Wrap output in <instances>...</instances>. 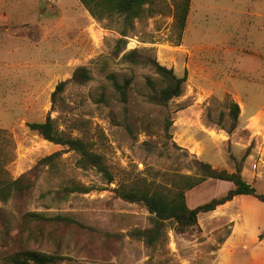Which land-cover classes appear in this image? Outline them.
Masks as SVG:
<instances>
[{
    "label": "rangeland",
    "instance_id": "374dc122",
    "mask_svg": "<svg viewBox=\"0 0 264 264\" xmlns=\"http://www.w3.org/2000/svg\"><path fill=\"white\" fill-rule=\"evenodd\" d=\"M176 1L156 0L155 14L136 21L122 37L118 25L96 21L77 0H0V130L14 145L7 171L16 179L61 152L58 172L44 169L30 196L0 202V230L7 221L15 229L27 212L69 216L91 229L80 233L79 248L62 250L61 264H264V239L258 240L264 229L255 235L253 226L254 216L264 214L241 200L199 215L196 230L169 231L164 248L152 250L128 237L133 229L148 228L150 217L144 207L118 199L114 189L149 182L156 172L192 174L190 156L229 173L241 163L244 180L264 194V0H190L180 40ZM135 49L185 76L181 97L167 108L145 102L146 78L156 80L154 73L121 62ZM78 68L88 71L89 80L69 82L53 99L57 85ZM110 76L120 84L131 81L126 105ZM230 102L240 113L228 134ZM47 117L59 133L82 140L102 157L112 183L77 168L76 154L28 129ZM167 118L173 119L172 142L181 150L159 158L146 143H166ZM71 183L92 191L58 199L55 192ZM231 188L207 180L186 193V203L195 208ZM238 212L252 221L245 234L234 236L231 217ZM106 234L123 237L116 242ZM35 248L54 250L50 244Z\"/></svg>",
    "mask_w": 264,
    "mask_h": 264
},
{
    "label": "trees",
    "instance_id": "16d2710c",
    "mask_svg": "<svg viewBox=\"0 0 264 264\" xmlns=\"http://www.w3.org/2000/svg\"><path fill=\"white\" fill-rule=\"evenodd\" d=\"M89 15L98 22L108 21L118 25L120 35L126 37L134 28L138 20L151 18L155 14L154 4L156 0H77ZM190 0H177L174 6V18L178 27V40H180L188 16ZM125 43V41H123ZM123 64L148 69L157 77L153 80L146 78L147 94L145 102L149 105L167 108L171 101L181 97L184 77H178L172 69L160 65L154 58L146 56L139 50H131L121 57ZM111 86L119 95L120 101L126 105L128 102V90L131 81L125 79L118 83L114 76L108 78ZM89 80L88 71L85 68L75 70L71 80L57 85L52 98L64 91L69 82L83 84ZM230 118L232 125L227 132L230 134L235 128L239 117L238 105L230 102ZM166 143L157 148L146 143L147 151L159 158L175 157V151L181 150L172 142L171 127L173 119L167 118L164 123ZM28 129L36 133L43 140L57 146L65 147L68 151L77 155V168L88 171L94 170L108 183H112V176L102 157L93 153L82 140L72 139L59 133L50 119L47 117L41 123H29ZM127 130L131 131L128 124ZM61 152H56L44 157L37 162L35 167L27 174L14 179L7 171V166L14 158V145L6 131L0 130V202L5 204L11 200H18L30 196L36 188L38 175L46 169L58 172V163ZM192 174H179L175 171L156 172L149 182L120 186L114 189V194L130 204L140 205L145 208L150 217V226L144 229H133L128 233L131 240L141 242L146 248L155 250L164 248L168 242V232L186 234L199 228L198 217L201 214L212 213L217 208L232 202L240 196L253 197L264 204V194H259L255 188L246 182L242 176V164L237 163L234 172L214 169L210 164L190 156ZM207 180L228 182L232 188L224 194L212 198L195 208L188 207L186 193L192 191ZM90 187L71 183L61 191H56L55 196L66 198L72 194H87ZM2 209L0 208V214ZM91 230L69 216H47L43 213L27 212L23 214L15 229L9 222L3 230H0V264H61L63 261V249L70 251L78 247L79 235L84 230ZM14 230L15 235L11 236ZM122 235L106 234L105 238L120 242ZM264 239V230L259 234L258 240ZM50 244L54 247L52 252L42 251L35 245Z\"/></svg>",
    "mask_w": 264,
    "mask_h": 264
},
{
    "label": "crops",
    "instance_id": "0c3cea01",
    "mask_svg": "<svg viewBox=\"0 0 264 264\" xmlns=\"http://www.w3.org/2000/svg\"><path fill=\"white\" fill-rule=\"evenodd\" d=\"M248 197L250 196H240V197H237L235 198L232 202L230 203H227L219 208H217L216 211L212 212V213H215L218 212L219 210L222 211V210H225L226 208H228V206H230V204L234 203V202H244L246 201V203H250V204H255L257 207H258V210L259 211H262L263 214H264V204L263 203H254L252 199H249ZM244 209V208H243ZM253 217V216H252ZM252 221L251 220V217H248V214L246 212H238L237 214L233 215L231 217V223L233 224V228H232V234L234 236L237 235L238 231L242 230L243 234L246 233L247 229L249 228L248 227V223ZM254 228H255V235H258L263 229H264V218H261L260 216L258 217H255L254 216ZM262 245H264V240L261 242Z\"/></svg>",
    "mask_w": 264,
    "mask_h": 264
}]
</instances>
